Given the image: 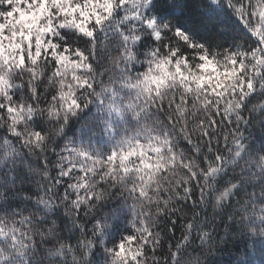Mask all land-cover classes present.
Segmentation results:
<instances>
[{"label":"snow or ice","instance_id":"snow-or-ice-1","mask_svg":"<svg viewBox=\"0 0 264 264\" xmlns=\"http://www.w3.org/2000/svg\"><path fill=\"white\" fill-rule=\"evenodd\" d=\"M189 249L264 264V0H0V264Z\"/></svg>","mask_w":264,"mask_h":264},{"label":"clouds","instance_id":"clouds-1","mask_svg":"<svg viewBox=\"0 0 264 264\" xmlns=\"http://www.w3.org/2000/svg\"><path fill=\"white\" fill-rule=\"evenodd\" d=\"M201 211L207 212L209 215L222 212V209L217 206L215 202V194H213L209 203ZM207 252V249L203 251H193L189 249L177 259L176 264H216L217 261L229 259V257L220 252L213 251L211 255H208ZM233 255H235V253H233Z\"/></svg>","mask_w":264,"mask_h":264}]
</instances>
